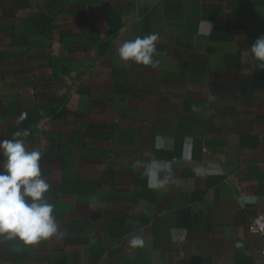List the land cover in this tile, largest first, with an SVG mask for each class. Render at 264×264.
I'll use <instances>...</instances> for the list:
<instances>
[{
    "label": "crops",
    "instance_id": "0c3cea01",
    "mask_svg": "<svg viewBox=\"0 0 264 264\" xmlns=\"http://www.w3.org/2000/svg\"><path fill=\"white\" fill-rule=\"evenodd\" d=\"M151 34L152 64L120 58ZM261 35L264 0H0V141L29 131L58 227L0 236V264H264ZM151 159L171 162L163 189Z\"/></svg>",
    "mask_w": 264,
    "mask_h": 264
},
{
    "label": "clouds",
    "instance_id": "9594fccd",
    "mask_svg": "<svg viewBox=\"0 0 264 264\" xmlns=\"http://www.w3.org/2000/svg\"><path fill=\"white\" fill-rule=\"evenodd\" d=\"M157 40L156 34L136 37L122 43L118 54L125 61L152 64ZM247 51L249 62L264 70V35L257 37ZM28 135V130L17 131L13 139L0 141V157L4 158L0 170V236L19 240L25 246L58 235L54 207L44 195L50 184L41 176V153L37 150L29 151L24 140L20 139ZM172 144L170 137L156 136L154 139V148L158 151ZM138 164L143 166L149 189H163L173 178L171 162L151 159L138 161ZM193 171L197 176H202L208 174L209 168L196 165ZM255 200L254 196L243 197L245 203H255ZM129 244L141 247L144 240L135 236Z\"/></svg>",
    "mask_w": 264,
    "mask_h": 264
},
{
    "label": "built area",
    "instance_id": "2783aa9c",
    "mask_svg": "<svg viewBox=\"0 0 264 264\" xmlns=\"http://www.w3.org/2000/svg\"><path fill=\"white\" fill-rule=\"evenodd\" d=\"M249 231L261 236L262 247L261 252L264 256V212L254 215L249 224Z\"/></svg>",
    "mask_w": 264,
    "mask_h": 264
}]
</instances>
